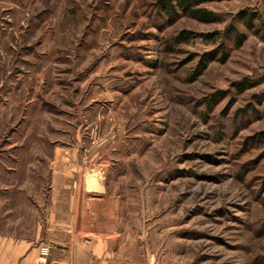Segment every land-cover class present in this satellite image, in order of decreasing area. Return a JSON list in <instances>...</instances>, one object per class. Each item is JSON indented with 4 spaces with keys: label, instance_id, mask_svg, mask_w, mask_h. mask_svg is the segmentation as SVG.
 Returning <instances> with one entry per match:
<instances>
[{
    "label": "rangeland",
    "instance_id": "1",
    "mask_svg": "<svg viewBox=\"0 0 264 264\" xmlns=\"http://www.w3.org/2000/svg\"><path fill=\"white\" fill-rule=\"evenodd\" d=\"M160 1L0 0V222L24 223L56 152L78 149L157 260L264 264V0L198 6L212 23Z\"/></svg>",
    "mask_w": 264,
    "mask_h": 264
},
{
    "label": "crops",
    "instance_id": "2",
    "mask_svg": "<svg viewBox=\"0 0 264 264\" xmlns=\"http://www.w3.org/2000/svg\"><path fill=\"white\" fill-rule=\"evenodd\" d=\"M84 156L57 151L42 203L24 223L0 222V264H164L132 198L117 193L108 166H84Z\"/></svg>",
    "mask_w": 264,
    "mask_h": 264
},
{
    "label": "trees",
    "instance_id": "3",
    "mask_svg": "<svg viewBox=\"0 0 264 264\" xmlns=\"http://www.w3.org/2000/svg\"><path fill=\"white\" fill-rule=\"evenodd\" d=\"M218 1H223V0H161L159 3V7L163 11V13L170 18L177 17L180 14H184L185 17H188L193 20H197L202 23H212V22L220 21L219 16H216V14H214L213 12L208 11L207 9L204 8H200L198 6L205 3L218 2ZM242 18L246 19L247 14L243 13ZM247 24L249 28L254 29L253 16L248 17ZM191 35L193 34L183 31L182 33L179 34V36L176 37L175 41L181 44L185 41L191 40L192 39ZM245 41H246V37L244 34H238L235 35L234 37V43L238 48L242 47ZM220 52L223 53V58L221 59V61L227 62L229 59V54L226 52L223 44L220 47ZM207 68H208V64L202 63V66L200 67V70L198 71L197 75L200 76L202 73H204L207 70ZM246 89L247 87H245V85L241 87L242 91H245ZM259 136H264V134L261 133L259 134Z\"/></svg>",
    "mask_w": 264,
    "mask_h": 264
}]
</instances>
